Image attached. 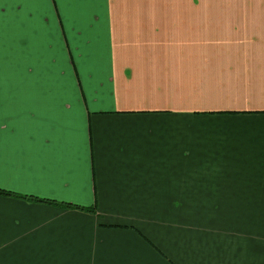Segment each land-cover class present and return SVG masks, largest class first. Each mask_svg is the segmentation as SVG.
I'll use <instances>...</instances> for the list:
<instances>
[{
	"label": "crops",
	"instance_id": "1",
	"mask_svg": "<svg viewBox=\"0 0 264 264\" xmlns=\"http://www.w3.org/2000/svg\"><path fill=\"white\" fill-rule=\"evenodd\" d=\"M0 190V264H264V0H0Z\"/></svg>",
	"mask_w": 264,
	"mask_h": 264
},
{
	"label": "rangeland",
	"instance_id": "2",
	"mask_svg": "<svg viewBox=\"0 0 264 264\" xmlns=\"http://www.w3.org/2000/svg\"><path fill=\"white\" fill-rule=\"evenodd\" d=\"M73 28L81 29L82 27H72V26H64V29L60 27V39L65 35L68 39L70 44H72L71 50L72 54H74L73 48L76 47V45L81 46L83 48L82 52L86 55V60L89 58V60L92 61L93 64L100 65L104 63L103 59L101 58V54L106 51V47L102 43V32L99 34V41L97 40L96 44L92 48H84L82 41H79L78 43H75L73 41L74 33L72 31ZM93 37H85V39H91ZM62 44V41H61ZM63 51L61 50V56H63ZM92 56V57H89ZM67 57L70 59V54L67 52ZM96 62V63H94ZM66 66V65H65ZM67 71H69V68H67ZM81 78V77H80ZM80 80V79H79ZM5 191V190H2ZM9 192V191H8ZM11 195H18L17 193L10 192ZM25 197V196H23ZM202 208H207V205L202 206Z\"/></svg>",
	"mask_w": 264,
	"mask_h": 264
},
{
	"label": "trees",
	"instance_id": "3",
	"mask_svg": "<svg viewBox=\"0 0 264 264\" xmlns=\"http://www.w3.org/2000/svg\"><path fill=\"white\" fill-rule=\"evenodd\" d=\"M0 193H2V194H5V195H10V196H12L11 195V193L10 192H8V191H2V190H0ZM31 199H33V198H31ZM34 200V199H33ZM37 201H42V200H40L39 198H37L36 199ZM44 202H50V201H44ZM51 203V202H50ZM56 204H58V203H56ZM60 205H62V206H65V207H72V205H70V204H68V203H65V204H60ZM76 207V206H75ZM78 208V207H77Z\"/></svg>",
	"mask_w": 264,
	"mask_h": 264
}]
</instances>
